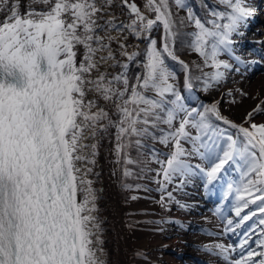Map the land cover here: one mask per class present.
Returning <instances> with one entry per match:
<instances>
[{
  "label": "snow or ice",
  "instance_id": "snow-or-ice-1",
  "mask_svg": "<svg viewBox=\"0 0 264 264\" xmlns=\"http://www.w3.org/2000/svg\"><path fill=\"white\" fill-rule=\"evenodd\" d=\"M198 4L0 0V264H106L102 192L92 179L106 138L115 141L123 187L141 188L129 177L150 179L162 204L174 200L168 185L182 187L196 171L211 183L238 167L239 182L227 184L237 202L229 230L259 219L242 233L238 259L215 247L229 264H264V123L254 122L264 101L241 123L222 114L220 101L189 107L171 66L182 70L183 87L195 79L213 89L232 67L221 55L233 54L234 37L258 10L252 0ZM186 52L200 63L182 59ZM226 95L236 102L232 90Z\"/></svg>",
  "mask_w": 264,
  "mask_h": 264
},
{
  "label": "bare ground",
  "instance_id": "bare-ground-1",
  "mask_svg": "<svg viewBox=\"0 0 264 264\" xmlns=\"http://www.w3.org/2000/svg\"><path fill=\"white\" fill-rule=\"evenodd\" d=\"M137 3L142 5L143 0H137ZM257 10L255 22L264 23V9L257 7ZM250 30H252L251 27L246 28L242 36L244 38L241 44L245 50L237 51V57H240V61L236 60L238 67L231 69V74L226 75L229 79L232 77L243 78V90L248 94L246 96L248 101H242L233 108L232 116L237 117L236 123H241V118L247 112H251V108H255L261 101H264V93L261 94L264 91V74L261 73L264 72V67L260 68L256 64H264V47L253 51V44L257 40L264 46V36L253 37L250 34ZM157 32L161 34L159 31ZM251 68H254V70L251 71ZM182 76L184 77L183 74ZM252 96H255V98L252 99ZM250 104L251 106H249ZM112 143L113 138H106L102 142L94 169L97 175L93 176L92 179L95 182L94 186L102 192V196L98 201V214L102 220L101 239L103 241L102 248L104 249L106 264H129L128 250L126 248L128 241L126 225L122 216V209L114 194V189H116L117 185ZM197 186L196 177L189 176L187 182L173 192L174 200L170 202V205L172 208L178 209V211H175L177 215L168 218L170 220L169 230L156 233V238L152 244L148 241V235L156 232V224L161 219L160 215L147 213L135 216L136 219H146L150 227L139 235L138 243L141 246L142 255H140V258L131 257L130 264H191L188 260H184L183 257L189 254L191 252L189 248L197 243V240L190 233L192 226L195 228L197 225V217L191 215L196 214L195 210L198 211V205L194 199L199 195ZM181 205L186 207H181ZM142 206H145V204H142ZM178 214L186 215V217L182 219ZM174 222L176 227H173ZM163 245L168 247L164 248L162 247ZM152 253H155L153 257L147 256V254ZM209 264L215 263L213 261L212 263L209 262Z\"/></svg>",
  "mask_w": 264,
  "mask_h": 264
},
{
  "label": "rangeland",
  "instance_id": "rangeland-1",
  "mask_svg": "<svg viewBox=\"0 0 264 264\" xmlns=\"http://www.w3.org/2000/svg\"><path fill=\"white\" fill-rule=\"evenodd\" d=\"M253 2H255L256 0H252ZM184 13L180 12V15H182ZM249 27H251L252 30H250V34L253 37H259V36H264V23L263 22H253V20L249 21L248 25ZM243 32H245V28L243 29ZM154 35L158 38L159 34L156 32L154 33ZM243 39V37L241 36H235L234 37V44H233V54L229 55L227 53L222 54L220 59L227 61L232 67L231 69H236L238 66L235 64L236 60H235V54H237V52L235 51L237 48H241L239 42H241ZM264 46L261 44V42H254V47L255 48H263ZM183 51V50H182ZM182 58H184V60L189 61V62H193V63H200V58L198 57V55L194 52H186L182 55ZM260 67H264V65H260L257 63V66ZM231 69L226 71V75L229 74L231 72ZM252 69V68H251ZM179 70L180 67H178V69L176 70L179 76V83H180V91L181 94L182 92V83H181V78H180V74H179ZM204 71L206 72H210V71H214V69L211 68H205ZM221 71H225L224 69H221ZM194 75L195 76H199L201 75L200 72L195 71V69H193ZM262 74H264V72H261ZM231 74V73H230ZM236 74V73H235ZM243 79V78H242ZM242 79L239 78H225L224 81H222L219 85H217L216 87H214L213 89H210L209 91L205 92L203 90V81L202 80H196L199 82V87H196V85L192 82V86H194V92H196V95H199V97H197L195 95V102L194 103H190L187 102L185 100V103L189 106V107H199L201 104L204 105H209L214 101H220V109L223 115H225L226 117H228L229 119H232L234 121L237 120V117L232 116V112H233V108H235V106L239 105L242 101H248V98L246 96H242L239 92H237L236 90H242V92L245 93V90H243V84H242ZM194 80V79H193ZM248 80V79H245ZM232 90L235 98H236V102L232 103V97H229L228 95H226V93ZM264 91L261 92V94H263ZM183 96V94H182ZM254 99L255 96H252ZM251 106V104L249 105ZM254 109L251 108V111ZM254 122L259 124V123H264V114H258L255 116ZM221 127H225L221 124ZM231 131H235V130H231ZM113 148L115 147V141L113 139ZM159 147V145H157ZM186 147H188L186 145ZM114 162H115V172H116V189H114V194H115V198L117 200V202L120 204V207L122 209V216L124 218V222L126 225V235L128 238V241L126 243V248L128 250V260H129V264L131 263V257H139L137 256L136 253L139 252L141 253L140 249L141 246L138 243L139 241V235L143 234L144 231L147 230L148 227H150V224L148 223V221L146 219H136L135 216L140 215V214H147V213H157L158 215H160V220L157 222L156 224V232L149 234L148 235V241L152 244L154 243L153 241L155 240V234L159 233V232H166L167 230H169V222L170 220L168 219L169 217H173L174 216V212L175 209L174 207L172 208V206L170 205V202L165 201L163 204L160 202V198L162 193H160L159 191H157L159 185L156 184L154 181L147 179V178H135L136 183H129L132 184L133 186L139 184L141 185V188L139 190H136L135 187H133V189L129 190L123 187V184L125 182V178L122 175V166L120 163L117 162V156L116 153L114 152ZM189 162L193 165L196 164H200L201 167L207 169V164L201 160L198 156H193V157H189ZM230 171L228 170L227 172H225L220 180H224V177L227 178L228 177V173ZM194 175L197 178V183H201L203 186V190L206 192L205 194L207 196H212V194L215 192V190H217L218 194L220 195L222 193V190L220 188H218L217 186L212 187L211 185L209 186V182L207 180V177L205 175H203L202 173L196 171L194 172ZM133 178V177H130ZM134 179V178H133ZM128 183V181H126ZM176 183L174 182L173 184L168 185V191L169 192H174L176 191L177 187H176ZM213 183V181L211 182ZM210 183V184H211ZM144 186H146L147 188L151 189V191H144L143 188ZM224 196H226L227 194H229L228 189L225 190L224 192ZM216 193H214L213 195H215ZM132 196H136L137 199L133 200L131 199ZM233 205L236 204V200H235V196L233 197ZM142 204H145V206H142ZM198 217H201L200 215ZM259 216L255 217V220H258ZM172 221V220H171ZM214 221V220H213ZM214 224L219 225L218 221L215 220ZM255 226V224L253 225ZM192 233H196V230ZM196 238L199 239L200 235H198L196 233ZM200 240V239H199ZM217 244H221L222 243H217ZM215 252H218L216 249H214ZM220 251V249H218ZM205 253H208L205 251ZM155 255V253L152 254H147V256H151L153 257Z\"/></svg>",
  "mask_w": 264,
  "mask_h": 264
},
{
  "label": "trees",
  "instance_id": "trees-1",
  "mask_svg": "<svg viewBox=\"0 0 264 264\" xmlns=\"http://www.w3.org/2000/svg\"><path fill=\"white\" fill-rule=\"evenodd\" d=\"M194 2H196V6L197 7H199V4H198V0H194ZM209 2H214V0H209ZM182 13H184V12H182ZM184 14H182L181 16H183ZM171 66L175 69V70H177L178 69V67H179V65H177V64H175V62H171ZM195 85H196V87H199V82L198 81H196L195 79L192 81ZM193 88H194V86H192ZM195 89V88H194ZM126 181H128V183H136V181H135V178L133 179V178H127L126 179Z\"/></svg>",
  "mask_w": 264,
  "mask_h": 264
},
{
  "label": "water",
  "instance_id": "water-1",
  "mask_svg": "<svg viewBox=\"0 0 264 264\" xmlns=\"http://www.w3.org/2000/svg\"><path fill=\"white\" fill-rule=\"evenodd\" d=\"M159 36H160V34H159ZM182 59H184V58H182Z\"/></svg>",
  "mask_w": 264,
  "mask_h": 264
}]
</instances>
